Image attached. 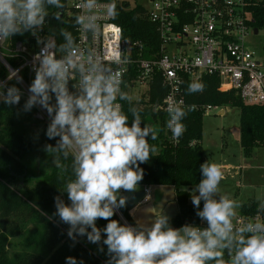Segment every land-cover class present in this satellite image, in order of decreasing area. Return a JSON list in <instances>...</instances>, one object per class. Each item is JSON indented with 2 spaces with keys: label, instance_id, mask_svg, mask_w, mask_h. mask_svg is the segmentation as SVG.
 I'll use <instances>...</instances> for the list:
<instances>
[{
  "label": "clouds",
  "instance_id": "1",
  "mask_svg": "<svg viewBox=\"0 0 264 264\" xmlns=\"http://www.w3.org/2000/svg\"><path fill=\"white\" fill-rule=\"evenodd\" d=\"M47 2L58 4L59 0ZM44 3L45 0H0V41L42 25L46 15ZM95 3L96 0H87L85 7L92 9ZM107 11L115 16V5ZM77 22L86 28L92 24L90 18L86 22L83 16ZM66 40L62 47L70 49L72 40L68 36ZM71 68L82 73L78 94L68 87ZM33 71L35 76L22 111L29 112L36 106L46 111L49 123L45 135L49 140L59 139L55 146L46 144L44 151L63 153L67 158L70 149L76 150L75 179L65 185L70 203L56 196L57 210L48 216L49 220L59 217L69 225L67 235L73 246L78 236L99 244L103 232L106 238L102 242L109 256L106 264H207L209 260L224 264L222 249H231L233 245L236 250L231 264H264V223H249L234 232L232 218L237 203L227 197L214 198L224 179L222 167L216 162L201 165L204 178L197 185L198 195L192 196V203L198 209L196 215L207 222V228L191 225L173 228L169 217L163 214L150 228L141 227L140 221L134 227L112 219L116 209L126 206L127 198L118 199L117 193L135 191L143 179L140 164L147 162L157 150L149 145L147 137L151 132L152 139H156V129L147 125L141 128L136 112L129 126L128 116L116 103L118 94L121 99L128 98L120 92L121 81L115 74H105L98 64L93 63L85 70L71 55L57 59L45 45L34 57ZM13 79L12 86H8V81H0V98L9 106L18 105L23 95L16 86L22 83L18 70L9 74L8 80ZM188 91L201 92L203 84L192 82ZM194 110L195 105L189 106V111ZM167 111V127L173 138L179 139L187 112L173 103L167 105ZM38 136L39 133L37 139ZM100 219L108 221L103 229L97 227ZM99 251L103 252V247ZM66 259L67 264H77L75 257Z\"/></svg>",
  "mask_w": 264,
  "mask_h": 264
},
{
  "label": "trees",
  "instance_id": "2",
  "mask_svg": "<svg viewBox=\"0 0 264 264\" xmlns=\"http://www.w3.org/2000/svg\"><path fill=\"white\" fill-rule=\"evenodd\" d=\"M65 1L50 4L45 0L44 3L45 11L49 13L51 35L55 37L56 49L61 53L70 50L76 39L74 21L67 20L62 12ZM109 1L112 0H96ZM251 12L255 29L264 30V0L254 2ZM114 22L122 29L124 40L137 43L143 48L144 58L151 60L153 55L159 53L161 44L158 33L146 18L143 9L120 2L116 7ZM66 36L72 40L70 49L62 47L67 44ZM201 81L203 91L189 93L187 88L188 103L238 109L242 155L245 158L251 157L255 149L264 146V106H247L234 91L220 93V81L216 77L204 76ZM128 83L129 79L122 93L127 94ZM165 95L166 89L159 82H153L147 96L136 102L130 101L128 94L127 99L120 98L129 126L134 119L133 113L136 112L140 116L141 128L147 125L157 131L156 139H152L151 132L147 137L149 145L157 150L150 154L147 162L140 164L143 179L137 188H173L178 213L169 219V225L177 229L185 225L200 227L202 220L196 215L198 209L190 204V200L191 190L197 188L203 179L200 168L205 163L201 145L204 114L188 112L184 118L186 133L178 146H172L166 132L167 116L153 108L162 103ZM22 109L23 105L16 107L0 104V264H67L66 258L69 256L75 257L77 264L81 260L83 264H106L109 256L107 246L102 242L106 238L103 232L99 244L89 242L86 236H78L73 246V241L67 235L69 225L61 222L59 217L48 219L57 210L56 196H60L66 204L70 203L65 185L75 179L73 155L68 151L65 158L63 153L44 151L46 144L55 146L56 139L59 138L49 140L46 137L48 124L39 116L34 123V133L23 132L16 122V115ZM192 142L196 144L191 146ZM42 157L54 164L48 173L41 170ZM28 161L29 164L33 163L34 169L29 168ZM202 208L203 201L200 204V209ZM118 211L128 225L137 226L126 207L119 208ZM258 212L264 213V207H260L255 201L240 206V215H254ZM112 219L123 224L116 213ZM107 223L108 221L100 219L97 227L103 229ZM15 237L22 238L20 249L10 254L9 246ZM101 247L103 252L99 251ZM235 250V245L231 249L225 248L222 257L224 264H231L228 259ZM207 264H216V261L209 260Z\"/></svg>",
  "mask_w": 264,
  "mask_h": 264
},
{
  "label": "built area",
  "instance_id": "3",
  "mask_svg": "<svg viewBox=\"0 0 264 264\" xmlns=\"http://www.w3.org/2000/svg\"><path fill=\"white\" fill-rule=\"evenodd\" d=\"M127 2L131 7H140L148 21L153 25L160 40L159 53L153 59L144 58L143 48L137 43L123 39L122 29L115 24V16L108 14L111 5ZM254 0H112L96 2L92 9L85 7L87 0H66L63 13L67 20L75 23L76 39L70 50L64 53L56 49L55 37L51 35L49 13L46 12L42 25L31 31L13 35L0 41V81L15 84L8 80L12 71L18 70L22 83L17 84L23 95L20 106L28 97V87L34 79V57L45 45L49 46L57 59L72 56L85 70L93 63L101 66L105 74H115L121 81L122 93L129 79L128 96L137 86L145 90L146 97L153 82H159L166 89L161 104L153 106L156 112H163L169 119L167 105L173 103L185 112L206 113L221 107L188 103L187 88L192 82L201 83L202 77L219 79L220 93L236 92L247 106H264V62L257 58V51L248 46V39L255 34L251 6ZM61 13V14H63ZM89 18L91 27L86 28L77 22L78 17ZM39 41V43H38ZM133 74L135 77H133ZM82 73L78 68L69 70L68 87L79 93ZM130 78H132L130 80ZM54 102V101H53ZM4 103L0 98V104ZM120 103V95L117 101ZM195 105L194 111L189 106ZM39 117L47 124L49 117L39 106L33 107ZM184 124V119H183ZM172 146H178L184 134L174 139L166 127ZM196 142L190 145L194 146ZM74 156L75 149L69 150ZM144 197L139 206L148 205L152 198V187H143ZM124 190L117 196L121 197ZM264 223V213L238 215L232 220L234 232L249 223ZM201 229L206 228L200 225ZM251 235V233H245ZM225 249H222V252ZM235 254V253H234ZM232 254L229 257L231 261Z\"/></svg>",
  "mask_w": 264,
  "mask_h": 264
},
{
  "label": "rangeland",
  "instance_id": "4",
  "mask_svg": "<svg viewBox=\"0 0 264 264\" xmlns=\"http://www.w3.org/2000/svg\"><path fill=\"white\" fill-rule=\"evenodd\" d=\"M128 1L134 2V0ZM254 1L262 2V0ZM247 43L248 46L257 51V58L264 62V30L259 31L258 36H251ZM144 92V89L137 86L135 90L130 92V101H138L139 94ZM221 111H224L225 114L220 115ZM37 117L38 114L35 110L22 111L16 115V122L23 132L32 134L35 131L34 123ZM239 126L240 112L236 108L222 107L203 116L202 145L205 162L220 164L224 173V179L220 182L214 198L219 200L221 197H227L237 203L238 207L235 209L232 220L240 215V206L250 201H255L260 207H264V146L255 149L251 157H243L240 147ZM41 163L43 173H48L54 165L44 157L41 158ZM28 166L30 169H34L33 163ZM166 195L162 199L155 198L148 206L154 208L155 212L166 205L167 216L170 219L173 216L170 213L175 208V204L171 191ZM193 195H198L197 188L191 190L190 204L192 205ZM204 226L207 228V223ZM21 240V237L12 239L9 246L10 254L19 251Z\"/></svg>",
  "mask_w": 264,
  "mask_h": 264
},
{
  "label": "crops",
  "instance_id": "5",
  "mask_svg": "<svg viewBox=\"0 0 264 264\" xmlns=\"http://www.w3.org/2000/svg\"><path fill=\"white\" fill-rule=\"evenodd\" d=\"M224 114H225L224 111L220 112V115H224ZM201 145H202V142H201ZM202 148H203V145H202ZM136 190H142V188H137ZM170 191H171V194L173 195V201L175 204V208H173L172 212L170 213L171 215L173 214V216L170 218L172 219L178 213V208H177V204L175 200V190L173 188L171 187H152V198H151L150 203L152 202V200H154L157 197L162 199L164 196H167L166 194H169ZM150 203L148 205H150ZM148 205L137 207L134 210L129 211V215L133 219V221L136 224H137V221H140V226L143 228H150L154 224L155 219L159 215L161 214L167 215L166 205H163L160 210H157L155 212H154L155 209L152 207L150 208ZM205 223L207 222L204 220L201 221V225L204 226Z\"/></svg>",
  "mask_w": 264,
  "mask_h": 264
},
{
  "label": "water",
  "instance_id": "6",
  "mask_svg": "<svg viewBox=\"0 0 264 264\" xmlns=\"http://www.w3.org/2000/svg\"><path fill=\"white\" fill-rule=\"evenodd\" d=\"M257 32H258V30L255 29V32L254 33L257 34ZM123 197H126L127 198V200H126V206H125L126 209L128 211H132L135 208L139 207V205H140V203H141V201H142V199L144 197V193H143L142 190L125 191L124 194H123ZM115 213L118 215V217L120 218V220L122 221L123 224H127V222L122 217V215L120 214V212L118 211V209L115 210Z\"/></svg>",
  "mask_w": 264,
  "mask_h": 264
}]
</instances>
